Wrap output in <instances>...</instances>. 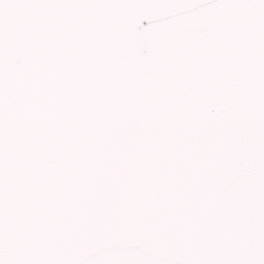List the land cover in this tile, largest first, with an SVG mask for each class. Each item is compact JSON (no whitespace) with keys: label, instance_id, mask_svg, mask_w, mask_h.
I'll return each mask as SVG.
<instances>
[{"label":"snow or ice","instance_id":"obj_1","mask_svg":"<svg viewBox=\"0 0 264 264\" xmlns=\"http://www.w3.org/2000/svg\"><path fill=\"white\" fill-rule=\"evenodd\" d=\"M0 264H264V0H0Z\"/></svg>","mask_w":264,"mask_h":264}]
</instances>
